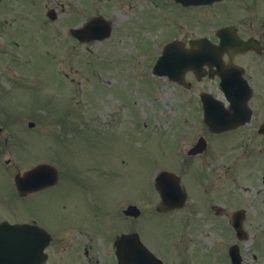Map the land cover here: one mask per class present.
I'll return each instance as SVG.
<instances>
[{
	"label": "rangeland",
	"instance_id": "rangeland-1",
	"mask_svg": "<svg viewBox=\"0 0 264 264\" xmlns=\"http://www.w3.org/2000/svg\"><path fill=\"white\" fill-rule=\"evenodd\" d=\"M91 1L98 3V0ZM213 12L212 9L202 10L197 36H212L210 30L216 21ZM92 15L89 12L88 16L84 15L85 21ZM110 19L115 23L111 39L89 46L77 47L67 38L60 40L64 35L60 26L58 44L52 51L61 55L55 59L54 54L48 56L42 51L52 41L39 33L35 38L28 36L24 54L22 49L15 53V58H8L5 52L14 51L15 33L0 28V121L9 137L8 145L0 150V219L35 215L45 230L52 231L61 221L69 223L65 221L69 212L62 214L59 210L61 201L68 207L76 204L85 186L101 204H106L107 213L112 215L120 214L134 199V204L142 210L137 228L142 231V242L151 250L163 254L169 251V245L176 248L174 253L187 250L190 255L199 256L201 264H224L227 247L238 243L231 237L229 223L227 226L221 217L212 219L205 211L195 220H187L183 212L167 217L156 212L159 200L152 190V180L159 172L158 165L172 164L166 158V151L176 143L181 119L187 118L188 130L195 129L198 114L190 108L196 106V98L178 91L163 79L149 81L151 62L146 60L137 65L134 58L145 46L148 51L157 53V39H165L172 31L154 38L156 28L150 24L158 27L157 33L163 29L162 15L155 11L152 15L140 14L138 26L137 17L127 10L112 14ZM18 56L27 67V77L13 83L10 80L15 77L14 70L9 60L18 63ZM87 62L89 65H85ZM2 63L7 64L5 69ZM58 67L62 74L69 75L67 79L60 75ZM16 73L22 75L23 70L18 69ZM29 122L36 123L37 130H26ZM228 149L241 155L243 161H231L232 182L229 191L221 192L219 197L221 202L230 199L232 210L248 206L252 217L246 225L249 238L239 243L244 264H264V144L241 136L240 141L230 144ZM38 163L53 164L63 178L74 180L65 183L64 191L58 194L34 198L28 203L15 201L11 197L15 193L13 175ZM244 163L247 169L241 171L240 165ZM207 169L206 163L204 170ZM179 172L184 174L183 170ZM85 205L86 212L75 209L76 217L83 222L88 218L91 228L104 233L118 225L106 219L115 217L108 214L103 215L101 222H94L87 211L90 212L89 206L94 207L95 201L90 200ZM118 219L123 222L120 215ZM163 220L169 230L165 225L162 227ZM251 234H255V238ZM173 240L177 241L175 247L171 245ZM105 243L106 254L102 253V257L109 261L111 242L108 239Z\"/></svg>",
	"mask_w": 264,
	"mask_h": 264
},
{
	"label": "flooded vegetation",
	"instance_id": "flooded-vegetation-1",
	"mask_svg": "<svg viewBox=\"0 0 264 264\" xmlns=\"http://www.w3.org/2000/svg\"><path fill=\"white\" fill-rule=\"evenodd\" d=\"M187 1L195 0H98V3L91 0H0V26L3 24L4 29L8 28L15 34H20L22 30H26L27 25L29 27L37 25L35 28L41 26L42 29L44 28L51 33L58 32V28L61 26L62 30L68 32L69 40L72 43L87 45L88 43L77 40L72 33L74 29L85 26L92 19L97 17L107 19L112 25L114 33L115 23L110 19L112 14L117 15L118 11L127 10L137 17L135 23L138 26L140 14L152 15L155 10L162 15L163 29L161 35L164 33L167 35L169 31H172V34L164 40H177L175 46L179 49L180 54L186 56L187 53H195L197 45L199 46V44L193 45L192 41L202 37L197 36L196 33L202 23V20H199V15L204 9L201 5L187 4ZM257 1L260 4L257 5ZM212 8L214 11L212 16L216 19L214 24L217 25L213 31L212 46L218 48L220 45V39L217 35L218 29L235 27L238 36L247 42L248 47L243 52H231L230 54L227 52L222 54L215 49L211 53L210 64H205L197 71H203L204 74L198 78L193 71H186L185 79L189 82V87L177 85L183 93H188L189 96L194 95L198 100L197 105L190 109L201 116L197 117V122L194 125L196 126L195 132L191 134L190 138L195 143L204 139L207 149L202 155L188 156L187 161L181 166L184 175H188L182 177V186L187 192L188 200L178 212H183L187 220H195L204 211L216 213L214 211L216 205L223 207L222 205L232 204L230 199L221 202L219 197L221 192L229 191L233 169L231 161L233 159L237 163L243 161L241 155L228 149L230 144L236 145L241 136H245L247 139H258L264 144V0H221L213 4ZM88 12L93 13V15L85 21L84 15L88 16ZM220 18L222 19L218 20ZM219 24L221 25L219 26ZM188 28L191 31H188ZM98 35H101L100 31ZM223 77L227 79L225 86L227 91L232 97H241L244 105L233 108L230 103H226L227 114L225 118L233 125L242 117L243 122L234 129L213 133L203 119H199L202 118L208 108L202 103L200 96L202 93L208 92L216 99H224ZM30 123L33 122L27 124L26 130H37V124L31 125ZM0 125L1 150L8 145L9 137L8 134L6 135L4 124L0 123ZM22 148L24 147L22 146ZM208 157L211 158V161L208 160ZM218 160H221V163L217 162ZM202 161H207L208 169L206 171H204L205 166ZM246 169V163L240 165L241 171ZM25 171H21V173ZM59 173L60 180L57 185L42 190L33 188L29 192H25L24 195L19 194L13 186L15 193L11 197L15 201L28 203L34 198L39 199L56 192L58 194L60 191H64V184L73 179L66 180L62 176V172ZM87 188L91 191L89 187ZM88 190L84 186V190L79 192L80 201L78 200L76 204L73 203L70 207L61 201L59 210L62 214L69 212V216L65 219L69 223L61 221L53 226L52 231H48L52 238L47 249L48 264H114L111 255L116 252L114 249L115 241L113 240L110 243L111 247L109 246V261L107 257L105 261L102 253L106 254V231L102 233L97 228H91L88 218L83 222V219L76 217L75 209L86 212L83 206H86L85 204H88L90 200L95 201V208L89 206L90 212L87 211V216L89 215L94 222H101L104 220L103 215L108 214L106 204H101L98 197L95 194L91 195ZM83 198L85 200L81 202ZM130 205L132 204L128 203L127 207ZM123 211L124 209H121V213ZM220 211L223 214L221 218L226 221L228 217L230 222L232 213L228 214L226 208ZM220 211L218 210L217 213ZM116 213L118 214V212ZM206 214L211 217V214ZM108 215L112 216V214ZM123 218L129 222L126 224L127 233H133L136 228L135 220L124 216ZM11 220L13 223H31L44 228L35 215H24L22 218H12ZM2 221L5 220L0 219V222ZM251 221V215L246 212L244 225L246 226ZM251 237L255 238V234L253 236L251 234ZM245 255L247 257V254ZM254 258H257L256 255ZM163 261L164 264L201 263L199 256L190 255L187 250H181L179 253L164 251Z\"/></svg>",
	"mask_w": 264,
	"mask_h": 264
},
{
	"label": "water",
	"instance_id": "water-1",
	"mask_svg": "<svg viewBox=\"0 0 264 264\" xmlns=\"http://www.w3.org/2000/svg\"><path fill=\"white\" fill-rule=\"evenodd\" d=\"M28 175L27 183L30 184L33 180L37 182L36 186L38 187L45 186L52 179L56 180L58 178L57 172L48 165H40L30 171ZM166 176V174H162L159 179L164 180ZM16 185L20 192L26 188L24 180L22 181L19 177L16 178ZM167 188L168 190H162V193L163 196L166 194L170 196L167 203L170 202L173 206L179 200L174 198L176 192L171 187L167 186ZM127 214L135 215L137 213L127 212ZM236 229L240 234L241 226L239 224L236 225ZM48 242L49 236L40 228L2 223L0 224V264H43L46 260L44 249ZM231 250L232 253L235 252L232 257L238 259L237 248H232ZM117 255L119 264L157 263L155 258L142 245L138 235L123 236L118 242ZM234 262L235 264H240V259Z\"/></svg>",
	"mask_w": 264,
	"mask_h": 264
}]
</instances>
